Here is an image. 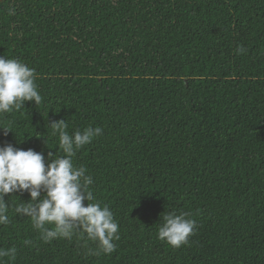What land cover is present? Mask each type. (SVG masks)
<instances>
[{"label": "trees", "instance_id": "obj_1", "mask_svg": "<svg viewBox=\"0 0 264 264\" xmlns=\"http://www.w3.org/2000/svg\"><path fill=\"white\" fill-rule=\"evenodd\" d=\"M2 56L42 102L0 115V145L55 158L51 122L101 127L73 160L120 238L45 242L6 196L0 264H264V0H0ZM166 212L196 221L187 244L158 239Z\"/></svg>", "mask_w": 264, "mask_h": 264}, {"label": "clouds", "instance_id": "obj_2", "mask_svg": "<svg viewBox=\"0 0 264 264\" xmlns=\"http://www.w3.org/2000/svg\"><path fill=\"white\" fill-rule=\"evenodd\" d=\"M35 80V70L25 63L0 57V115L20 111L26 101L40 104L42 96ZM49 126L63 155L52 158V152L46 157L43 151L32 148L23 149L11 143L0 145V224L10 222L5 197L21 198L27 192L29 198H21L14 212L29 217L32 227L45 242L75 236L95 243L99 252L111 254L116 249L114 241L120 238L118 222L108 205L89 202L96 200L89 190L93 179L85 174V167L76 166L73 160L77 151L101 135L103 129L89 125L69 134L64 119L51 122ZM11 127L8 122L0 129L7 135ZM160 221L158 239L174 248L187 244L194 235L196 221L188 212H166ZM15 255L14 247L0 249V257L15 258Z\"/></svg>", "mask_w": 264, "mask_h": 264}]
</instances>
